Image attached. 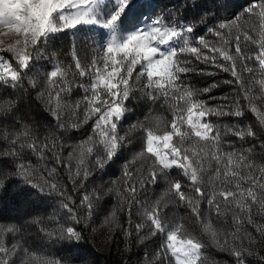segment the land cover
I'll use <instances>...</instances> for the list:
<instances>
[{"label":"snow or ice","instance_id":"6c2138e0","mask_svg":"<svg viewBox=\"0 0 264 264\" xmlns=\"http://www.w3.org/2000/svg\"><path fill=\"white\" fill-rule=\"evenodd\" d=\"M154 12L153 0H0V189L55 197L57 227L35 239L61 246L31 249L38 219L0 225V264H75L106 196L115 204L100 226L123 252L143 246L135 264H210L209 249L264 264V0L224 17L195 0ZM209 69L230 74L227 103L209 102L220 82L192 83L217 75ZM141 101L148 112L125 128ZM33 103L44 122L21 117ZM246 112L255 121L243 125ZM73 129L86 135L69 143Z\"/></svg>","mask_w":264,"mask_h":264},{"label":"trees","instance_id":"16d2710c","mask_svg":"<svg viewBox=\"0 0 264 264\" xmlns=\"http://www.w3.org/2000/svg\"><path fill=\"white\" fill-rule=\"evenodd\" d=\"M187 2L191 6L192 0H153L155 13L165 12L168 9L173 8L178 4ZM197 5H201L204 10L210 12V14H215L218 17L231 16L233 12H239L242 7L246 5L247 0H195ZM221 4L224 6L221 7ZM191 18V17H189ZM66 46V42H59L56 45L57 50H62ZM64 59V56L60 57ZM210 71H216L217 75L214 77H200L192 76L190 77L192 83L197 87L206 86L207 83L213 81L220 82V87L212 91L210 95L215 96L216 99L209 101L212 104L227 103V101L222 100V97H229V101L236 96V90L234 86L224 84V80L232 79L230 74L219 72L216 69H209ZM10 91V90H9ZM0 93H3V89H0ZM243 103V101H242ZM133 111L127 114V118L124 123V127L127 128L128 124L135 122L137 119H143L144 115L148 112V107L142 101L133 103ZM21 117L26 121L35 120L38 123H42L46 119V113H44L40 108H38L35 103L28 105L24 104L20 109ZM216 121V117L211 118ZM255 117L251 113L246 112L244 118H242L243 125L253 123ZM219 122L225 124L240 123L237 118L222 117ZM73 138L69 143H76L86 135L84 129L71 130L68 134ZM234 139V138H231ZM139 141H136L133 145L129 146L130 150H126L124 157L126 159H131L134 151H139L138 147ZM2 146V145H0ZM66 155V153H65ZM35 160V158H32ZM139 163V162H138ZM106 175L103 178V183L106 185L113 180H117L121 176V166L119 163L112 165L106 169ZM92 184L89 187L91 191L92 187H96L97 184ZM160 189H150L149 196L159 195ZM115 204L114 196L104 197L100 206L93 214V220L96 222L91 225L95 231L91 228L85 230L86 239L82 241L79 246L73 247L71 249L72 256H79L81 259L75 262V264H126V262L131 261V264L142 258L143 246H137L133 248L131 253L123 252L124 247L122 242V237H114L109 233L106 227H101L100 224L103 221L104 215ZM178 214L187 216L184 209H177ZM60 209L58 201L55 197L46 198L45 200H39L35 195L33 190L25 187H17L12 184L7 187V190L0 189V225L8 224H23L26 221L30 222L33 219H38L41 221L40 224H29L28 226V239L31 243V249L35 251H42L45 254H56V249L61 247L60 245H54L50 248L45 247L40 241L36 240L35 237L39 235V229L41 227L45 229H52L57 227L55 219H50L52 217L59 218ZM63 223V221H61ZM11 240V237H9ZM151 247V245H150ZM61 255H69L67 250L60 253ZM210 264H231L232 258L225 253L217 252L215 249H209Z\"/></svg>","mask_w":264,"mask_h":264}]
</instances>
